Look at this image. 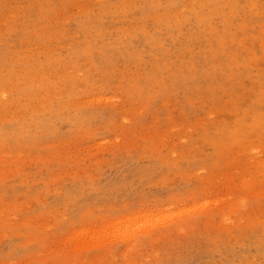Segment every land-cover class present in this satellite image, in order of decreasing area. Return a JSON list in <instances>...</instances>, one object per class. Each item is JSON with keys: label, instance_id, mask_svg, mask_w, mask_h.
<instances>
[{"label": "rangeland", "instance_id": "374dc122", "mask_svg": "<svg viewBox=\"0 0 264 264\" xmlns=\"http://www.w3.org/2000/svg\"><path fill=\"white\" fill-rule=\"evenodd\" d=\"M0 264H264V0H0Z\"/></svg>", "mask_w": 264, "mask_h": 264}, {"label": "bare ground", "instance_id": "6f19581e", "mask_svg": "<svg viewBox=\"0 0 264 264\" xmlns=\"http://www.w3.org/2000/svg\"><path fill=\"white\" fill-rule=\"evenodd\" d=\"M5 95V94H4ZM140 230V229H139ZM141 230H142V228H141ZM147 232V231H146ZM128 234H130V232L128 233ZM136 237V236H135ZM129 238V237H128ZM132 239V238H131Z\"/></svg>", "mask_w": 264, "mask_h": 264}]
</instances>
